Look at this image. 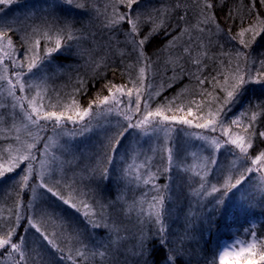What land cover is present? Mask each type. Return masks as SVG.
<instances>
[{"label": "rangeland", "instance_id": "rangeland-1", "mask_svg": "<svg viewBox=\"0 0 264 264\" xmlns=\"http://www.w3.org/2000/svg\"><path fill=\"white\" fill-rule=\"evenodd\" d=\"M172 1L173 0H171V2ZM189 1L194 3V5L189 6ZM229 1L230 0H223V5H227ZM237 1L238 4H242L244 2V0ZM81 2H84V0H81ZM111 2L112 0H87V3L91 5V8H88L86 11L87 16L85 20L83 18L75 20L73 19V16L68 17L66 15V9H62V0H15V2L7 6L3 12H0V25L10 26L9 35L13 39V48L11 50L16 52L14 59L17 64L23 62L25 65L23 71L26 75L24 78L30 83L41 85L40 88H34L32 91L25 90L24 92H21L17 89L15 92L16 97H28L30 99L32 97H37V92H39L40 96L37 97V103L42 104L44 106V110L56 112L63 111L65 112V115H73L74 117L76 112H81L83 109L88 108L90 103L92 105L90 115L85 117L84 121H81L80 124L73 125L70 122L66 123L67 130H72L74 128L79 129L81 125L88 123L91 130L86 132L84 135H76L74 137L59 136L57 138L56 133L52 131L51 123H49L47 130L41 133L42 136H50L53 137V140H59V144L50 149V156L54 155L56 158L50 164V169H55V171H49V173L45 176V180L50 186H54L55 190L59 191L65 198L71 196L73 201L77 203V207L80 208L79 211L69 205H64V203L58 198L56 199L55 197L53 198L51 196H47V194H43V192L46 193L45 190L39 187H36L35 194L28 189H24L21 193L20 189H17L19 186L16 184V181H18L20 176L23 175L20 168L16 169L13 173H7L6 176L0 180L1 199H6V192L11 190L14 203L19 202L20 204L17 210L22 215L34 219V221L41 228V231L46 233L48 236V240H45L41 233L32 229L26 222H21L25 231L22 232L23 234L21 233L19 235L24 237V251L30 257L28 264H53L52 260L54 264H70V262L65 260L64 257L69 255L71 249H69L66 245H63L60 240L70 242L63 233L70 232L73 228L76 229V223L81 225L84 229L86 235L85 242L89 244L101 243L100 236L96 234V232H93L86 224L83 216L84 209L80 207L79 203L80 201H87L91 203L94 199L92 198L91 201L83 197L81 194H90L92 197H96L95 200H101L104 202L113 201L117 196L123 195L124 201H127V204H133L135 202L136 210H134L130 216L120 217V219L123 220L121 227H126L129 230L127 234L131 236V234L137 232L141 227L136 220V211L141 206V201H145L143 203V207L145 209L148 208L147 200H150L151 194H153L152 183L157 185H170V189L167 193L169 196V202H167L166 207L169 211L168 216L175 219H171L175 224L174 227L171 228L173 233L182 232L183 225L181 221L187 224L186 222L189 220L188 218L192 213L193 208L197 206V203L202 204L201 202H206V209L211 207V210L215 212L219 211L216 219L222 218L221 216L219 217V214L225 215V219H222L223 222H218H220V224L224 227L229 226L226 228L227 237L220 241L221 244L216 251L218 263L221 264V257L224 256V253L229 254L224 257L226 264H249L250 261L253 262V264L262 263L264 260L260 259V255L264 252V227L261 229L260 227L261 224H264V196H262L260 192L256 191L260 173L253 174L251 179L243 185L241 191L249 194L246 198L242 199L240 192H237L234 196H232L231 200L227 202L226 208H217L213 196H217L219 194H213V196H207L206 198L199 200L192 195V188L199 186L197 182H194V180L198 181V177H193L192 173H184L183 171L177 170L175 163L171 165V179L169 178V173L163 171V168L168 166L167 153L161 152L165 143L163 132L153 133L148 136H138L137 133L133 131L132 134L125 139L123 147L119 149V152L111 158L112 162L109 163V154L107 153L105 147L107 138L115 133L118 123H124L123 116L118 115L116 109L128 112L134 120L138 119L140 113H137L135 110L137 89H139V105L141 112L145 109L154 111L157 107H159L157 105L153 106L156 92L149 90L146 92V88L144 90L145 92L140 90L141 86L143 89L146 85V69H148L146 68V60H142L139 64H137L134 56L129 57L125 54V57L127 56L128 60L122 62L123 55H121V52L124 51L122 46H125L124 30L121 29V32L113 35L102 26L105 11L111 12ZM140 7L146 10V6L143 3L140 4ZM172 7H175L178 13L177 11L172 10ZM66 8L68 11H71L69 7L66 6ZM225 8L226 7H218V10L215 9V15L218 21L220 20L221 24L226 27L228 32L234 34L237 32L235 29H239L240 21L238 22L237 18L234 19V21L229 19V12H227ZM162 9L163 12L167 13V22L169 20L171 23L175 22V20H177H174L175 17L180 19L178 21L183 20V23L185 24L184 28L181 29V27H179L180 35L174 46H177V49L181 51H185V48H189L191 54H189V52L185 53L190 59L202 57L201 49L198 44H200V42L202 44L203 38L207 34V36H210V34L212 35L211 41H214L219 37L217 43L218 45L219 42L224 44L222 42L228 40L225 36V38L222 37L220 32H218V37L214 38L213 31H208L210 25L207 26L205 32H203L206 35H203L199 31H192L189 34L182 35V32L189 24L194 25L197 23V18L200 13V4L198 3V0H186L185 4H183V0L173 1L172 5H164ZM165 9L168 10L165 11ZM258 11L264 12V8H259ZM54 17H68L75 22L76 29L82 30L83 34L82 36L78 35V39L67 40V43L75 49L73 52L75 56L71 57H74L77 60L75 63H68L69 65L66 67L63 65L54 66V64L51 61L46 60L47 58L45 57V50L52 48L53 42L36 35L35 39H40V46L37 49V52L41 57V61L38 62V68L33 69V73H36V75L28 74L27 61H21V49L23 46L20 43L19 37L25 34V30L28 36H31V34L35 35L32 31L33 28H39L40 31L46 30L50 26V24L46 23V21L51 22ZM181 17H184V19H181ZM245 19H247V17ZM230 21H232V23H229ZM246 21L245 26L247 25ZM215 24H217V21ZM202 27L204 26L202 25ZM113 36L116 38H113ZM230 41L226 44L228 47H225L224 51L234 48L230 46ZM115 43L119 47L116 48ZM125 49V53L130 51L129 48ZM5 50H9L6 47V44ZM159 50L160 52L157 54L158 56L164 57L167 54L165 50ZM220 51L221 50H219V53H221ZM54 53H57V51L52 54ZM3 55L4 52L0 51V56ZM255 55L257 57H264V46L257 47ZM120 58L121 61H119ZM4 62L8 64L9 70L5 73L3 71V66L0 65V75L7 77L4 80H0V104L5 105V107H0V123H3L0 125V147L4 148L6 155L8 144H11L13 149H22L23 143H30L31 139L27 136L26 131L21 124L22 110L19 107L15 110L11 108L13 98L8 95L7 91L9 87L8 79H11L13 83H15L16 80L13 72L20 71V68L14 67L11 61L7 59H5ZM234 64L235 62H233V65ZM127 65H133V67L128 68ZM140 67H145L146 72L143 77H141L139 73ZM255 68H259V65H255ZM71 69L72 71L68 72ZM104 70H107L105 77L102 76L105 73ZM108 74H110L109 77ZM96 75L104 78L99 83L101 86L98 91L93 87L87 88L89 90H96V93L81 108L77 107L73 109L71 108V105L67 104L53 102L48 103L46 97L42 94L44 90L41 89L45 88L47 84H49L50 87L59 88L62 86L61 80H70L72 82H65L67 88L76 86L83 87L85 80L82 79L87 80L85 77H97ZM76 77L79 79L76 81L73 80ZM133 77H135L134 81L131 80ZM51 80L59 82H52ZM80 80L82 81V84H80ZM142 80L144 84L140 85ZM44 81H46V83L43 84ZM113 85L118 87L122 86L124 90L123 93L116 92V88L112 87ZM109 88L112 89L111 92L109 91ZM129 89L132 90V96L130 98L127 96ZM113 93L116 98L121 101V103L116 105V108L113 111H108V108L113 107L111 99L108 104H99V106H97L95 103L97 98H99V100H103L104 96H109L111 98ZM129 99L133 101L130 106V110L129 107L126 106ZM24 103L25 106H27V102L25 101ZM241 105L243 106L241 107ZM244 105L246 106V103H244L243 99L239 100L236 104H232L221 114L220 119L225 121V126L229 128V131L233 135L240 134L247 140L248 134L245 133L244 129L249 128V132H251V128L249 127L250 117L244 115L248 107H245ZM12 111L17 113L16 126L20 127L21 130L19 133L14 130L8 133L9 139L5 141L4 134L12 124V118L9 115ZM241 111L243 115H241ZM256 112L257 119L253 122L254 127L256 130L259 129V131H264V126L257 128L258 123L260 122V116L264 113V109H258ZM167 114L176 115L177 117H185L192 120L193 124L202 122L197 119L193 113H191L193 118L182 115L179 110H175L172 113L169 111ZM233 119H237L241 123L230 124V121ZM1 127H4V129H1ZM168 127L172 129L169 134L171 139L168 142V146L175 147L178 144L182 148H187L188 150L185 164H199V157L202 155H208L211 150L207 149L203 141L195 139V136H184V129H187L189 132L195 134H206L221 137V130L219 128H217L216 132L210 133L208 130L197 129L187 125L174 123H169ZM57 131H59V129ZM16 135L20 136L21 143H17L15 141L14 137ZM225 139L226 137L221 138V148L214 153L219 163L213 166V171L209 173V185L222 182V177L226 174L222 170H224L227 165L236 158L233 154L234 146H224L223 142ZM252 139L254 149H249L250 153H253L254 150H258V148H260L259 146H255L257 144L256 142H259V144L263 143L264 146V139L258 140L255 136H253ZM132 149H135V154H132ZM149 149H154L155 151H149ZM234 151L236 154H239L238 149H234ZM192 152H196L197 156L193 157L191 155ZM13 155H15V152ZM130 155L132 156L131 159L128 158ZM145 157H151V161L149 165L142 166L144 165ZM7 163L8 161L6 159L0 158V164H3L6 167ZM133 164H135L136 167L129 170V166ZM246 165L251 166V161H247ZM23 167L24 165L22 164L21 168ZM240 167L241 163L240 161H237L235 169L233 170V175H236V169H239ZM104 168H108L110 170V189L105 188V180H101L99 178L100 171ZM158 168L161 171L156 176L155 180L151 183L144 184L143 180L148 178L147 172L150 170L155 173ZM94 169L96 172L93 176ZM37 170H39V164H37ZM136 177H141V179L138 180ZM56 181H60L58 186L56 185ZM12 183H14V185ZM39 183V179L30 180V184L39 185ZM189 185H192V188H190ZM208 190L210 191V187ZM144 194H148L147 198ZM208 197L210 198V202ZM29 201H32V206L31 208L26 209L23 205L28 204ZM124 201H121V203L123 204ZM176 203L185 207V210L181 211V209L177 207ZM3 204L4 203H2V206ZM42 204H48L56 209H61L62 213L65 212L64 217H58L53 214L54 221L48 223L47 219H45L42 214ZM127 204L124 205L125 208L127 207ZM46 208L50 209L51 207L49 208L46 206ZM6 213L7 212L5 210L0 209V218L8 220L10 216L8 217ZM9 214L11 215L10 212ZM3 216H5V219ZM11 218L14 219V217ZM175 221L177 223H175ZM52 223H56L55 225L57 227L54 229L50 227ZM63 223L67 224V226H61ZM144 228L148 235L151 236L154 231V227L152 225L150 227L149 225H144ZM106 234L107 233L105 232V235ZM204 237L209 239L208 232L204 234ZM49 241H52L55 246L50 244ZM251 243L256 244V247L251 253L245 251L239 256L236 255L242 247H247V245ZM76 244L79 248L80 245L78 243ZM57 247L62 251H57ZM40 250L42 253L37 255ZM102 250L103 249H101V251ZM75 252L76 249L71 250V254L75 255ZM18 259V253H14L12 255L5 253L4 255H0V264H15V261ZM121 259L124 260L119 262V264H125L126 258L123 257ZM95 261L97 262L95 263ZM98 261L101 263H98ZM127 262L132 264L129 257H127ZM91 264H103V258L97 255L94 260L91 261Z\"/></svg>", "mask_w": 264, "mask_h": 264}, {"label": "snow or ice", "instance_id": "snow-or-ice-1", "mask_svg": "<svg viewBox=\"0 0 264 264\" xmlns=\"http://www.w3.org/2000/svg\"><path fill=\"white\" fill-rule=\"evenodd\" d=\"M15 0H0V5L4 7L0 8V12H3L5 8ZM63 4L69 8L85 9L87 7V0L81 2V0H62ZM142 0H112L111 2V12L105 11L104 20L102 21V26L110 34H116L124 30V44L125 48H129L130 51L127 53L121 52V55L127 54L129 57L134 56L136 63L139 64L141 60H147L149 66L152 61L147 55L146 49L151 44L152 40L161 31H166L170 25L167 24V13L161 10H140V4ZM200 4V13L197 18L196 24H189L188 27L184 29L182 35L189 34L192 31H199L201 33L205 32L207 26L216 23L215 9L218 6V0H198ZM220 4H223V0H219ZM246 12L241 15L240 8L235 10H230L228 18L232 19L233 16L237 17L240 21L239 31L229 33V39L237 41L240 47H235L227 52H221V56L227 57V65L225 70L224 60H220V66L216 70L217 76H222V82L217 79V76L211 78L212 82L218 86L221 91L225 94L223 98V103L216 109L215 112L210 111L208 113V118H201L202 122H197L193 124V121L185 117H177L176 115H168L167 113L171 111L167 106L157 107L154 111L145 109L143 112L140 110L139 105V89H137V99L135 101V110L140 113L138 119L134 120L131 115L126 111L117 110L118 115L123 116L124 123H118L115 133L107 138V143L105 145L106 151L109 154V163L112 162V157L115 156L121 147H123L125 139L132 134L133 131L137 133L138 136L144 135L148 136L153 133L163 132L165 143L161 149V152L167 153V164L163 168V171L169 173V178L171 179L170 173L172 171L171 165L175 163V167L179 171L184 173H192L193 177H198V187L192 188V195L199 199L206 198L207 196H213V194H219L213 196L217 208H226L227 202L231 200L237 192H240L241 198H246L249 194L241 191L243 185L251 179L252 175L255 173H260V177L257 183L256 191L260 192L264 196V147L254 150L253 153L249 152V149H254L253 136L256 139H264V131H257L254 127L253 122L257 119V112L252 111L251 108L247 111H251V116L249 118V128H245L244 131L247 133V140L244 136L240 134L233 135L229 128L225 126V121L220 119L221 114L226 111L232 104L237 103L241 96L243 95L247 85L256 83L264 84V57H257L255 55L256 45L260 41L264 40V12H259V8H264V0H250V3L246 6ZM245 17H247V25L245 26ZM184 19V17H181ZM50 26L43 31L39 28H33L34 34L41 36L43 39L52 41L53 47L45 50V57L51 56L53 52L58 51L61 48V43L64 40H75L78 39V33L82 36V30L75 28V22L68 18L54 17L51 22L46 21ZM202 25L204 27H202ZM10 26L0 25V51L4 52L3 56H0V65L3 66V71L8 72L9 66L4 61L5 59L11 61L14 67H19L20 71H14L16 82L13 83L11 79H8V95L13 98V103L11 108L15 110L19 107L22 110L21 124L26 131L27 136L31 139L30 143H23V148H12L11 144L7 145L6 155L3 147H0V158H4L8 161L7 166L0 164V180H2L7 173H13L16 169L20 168L23 175L20 176L16 184L20 188L22 193L24 189L35 194L36 187H39L46 191L47 194H51L52 197L60 199L64 204L76 209L77 203L73 201V198L69 196L65 198L59 191L55 190L54 186H50L45 180V176L49 171H55V169H50V164L56 159L54 155L50 156V149L53 146L59 144V140H53V137L42 136L41 133L45 132L51 123L52 131L56 133L57 138L59 136L74 137L76 135H84L86 132L90 131L88 123H85L79 127V129H66V123L70 122L73 125L80 124L84 121L85 117L90 115L92 105L89 104L88 108L83 109L81 112H76L75 117L73 115H65V112L47 111L44 110V106L37 103V97L40 93L37 92V97H16L15 92L18 89L21 92L25 90L32 91L34 88H40V84L30 83L25 79L24 63L21 62L17 64L14 57L16 52L11 50L13 48V39L9 35ZM217 30H219V25L217 24ZM211 32V29H208ZM20 43L23 46L21 49V61H27V73L36 75L33 73V69L38 68V62L41 61L37 49L40 46V39H35L32 41L25 34L19 37ZM111 42V41H110ZM5 44L7 49L5 50ZM170 44L174 46L175 38L170 41ZM189 48H185V52H189ZM201 55L206 56L207 52L201 53ZM209 59H215L209 57ZM233 60L235 64L233 65ZM193 62L198 66L197 72H202L204 65L199 58H194ZM174 66L178 64L177 61H173ZM259 65V68H255V65ZM128 68L133 67V65H127ZM184 69L181 68V74H183ZM140 76L143 77L145 73V67L139 68ZM195 76V78L202 85L205 83V78H201L200 75L196 73H189ZM7 77L0 75V80H4ZM107 87V86H106ZM116 92L123 93L122 86H115ZM111 92L112 89L109 88ZM211 95V93H209ZM127 96L130 98L132 96V90L129 89ZM42 99V97H41ZM112 101L113 107L108 108L111 112L116 108V105L121 103L113 93L112 97L104 96L103 100H99L95 103L97 106L99 104H108ZM27 102L25 106L24 102ZM75 103V101H73ZM133 103L129 99V107ZM0 107H5V105L0 104ZM264 109V103L259 106ZM179 110V109H178ZM247 111L244 115H247ZM188 115H191V109H189ZM12 118V124L8 128L7 132L4 134V140L9 139L8 133L15 131L20 132V127L16 126L17 113L12 111L9 114ZM43 122V123H42ZM90 123V122H89ZM169 123L187 125L189 127H194L197 129L208 130V132H216L217 128L221 130V137L210 136L206 134H195L189 132L187 129L183 130V135L186 137L195 136V139L203 141L207 149H210L208 155H202L199 157V164H185L186 156L188 154L187 148H182L180 145L175 147L168 146L170 141L171 128L168 127ZM241 123L237 119L230 121V124ZM59 129V131H57ZM226 137L224 140V146H234V149L239 150V154H236L233 149V154L236 156L227 167L222 170L226 174L222 177V182L218 184L209 185L208 176L211 171H213V166L219 163L218 159L214 155L216 151L221 148V138ZM17 143H21L19 135L14 137ZM247 145V146H246ZM149 151H155L154 149H149ZM15 152V155L13 153ZM132 154H135V149L131 150ZM193 157L197 156L196 152H192ZM129 159L132 158L130 155ZM163 159V156H162ZM151 157H145L144 165L150 164ZM240 161L241 167L236 169V175H233V170ZM251 161V166H247L246 162ZM24 165L21 168V165ZM37 164H39V170H37ZM136 165H130L129 170L135 168ZM158 168L155 173L150 170L147 172V179L143 180L144 184L151 183L155 180L156 176L160 173ZM96 170H93V176ZM110 170L104 168L100 171L99 178L101 180H110ZM31 179H39V185L30 184ZM136 179H141V177H136ZM60 181H56L58 186ZM210 187V191L208 190ZM153 194H151L150 200H147L148 208L143 207L145 201L140 202V207L136 211V220L141 227L139 230L131 236H129L128 229L126 227L122 228L123 220L120 219L121 216H130V214L136 210V203L127 204L124 201L123 195H119L113 201L104 202L101 200H93L91 203L87 201H80V207L84 209V219L88 227L92 229L93 232L97 230H103L107 233V240L102 241L99 244H89L83 239V233L79 229H71L67 232L66 238L71 242L73 240L78 241L80 247L76 249L75 255L71 254L64 257L65 260L69 261L70 264H91L95 256L99 255L103 258V264H119L118 257L125 256V264H127V257H132L136 260V264H140L142 258L146 255H152L159 246V250L167 249L164 256V264H178L179 253L183 251V245L193 239L190 235L191 229L185 227L183 232L173 233L169 225L166 223V218L169 215L168 208L166 204L169 200L167 195L170 185H157L152 183ZM147 198L148 194H144ZM121 201H124L122 204ZM127 204L125 208L124 205ZM20 206L19 202H15L14 206L9 209L11 216L8 220H3L0 218V255L8 253L12 255L14 253L19 254V259L15 261V264H28L29 256L24 251V237L19 235L22 230V221L26 222L32 229L41 233L45 240H48L46 233L41 231V228L32 218H28L22 215L17 208ZM32 201L28 204L23 205V207L31 208ZM11 217H14L12 219ZM115 217V218H114ZM187 219V217H186ZM144 225H152L154 231L152 235L149 236L145 231ZM124 233V234H122ZM50 244L54 243L49 241ZM129 244L131 246L129 247ZM256 247L255 243L248 244L247 247H242L240 251L236 254L239 256L241 253L247 251L249 253ZM101 249H103L101 251ZM57 251H62L57 247ZM39 255V254H37ZM228 253H224L221 257V264H226L224 257L228 256ZM79 258V259H77ZM42 259V258H41ZM260 259L264 260V252L261 253ZM143 264H147V260H143ZM253 264V262H249Z\"/></svg>", "mask_w": 264, "mask_h": 264}, {"label": "trees", "instance_id": "trees-1", "mask_svg": "<svg viewBox=\"0 0 264 264\" xmlns=\"http://www.w3.org/2000/svg\"><path fill=\"white\" fill-rule=\"evenodd\" d=\"M21 1V0H16ZM179 1V0H173ZM173 1L171 0H142V3L146 6V10L153 11V10H161L163 12V6L164 5H172ZM186 0H183V4H185ZM237 0H230L227 5L219 4L216 8L218 10L219 8L226 7L225 10L229 12L230 10H235L236 8H240L241 15H244L246 12V5L250 3V0H244V2L237 3ZM241 4V5H240ZM194 3H191L189 1V6H193ZM223 5V7H222ZM240 5V6H239ZM62 9H66V15L68 17H72L75 20L79 19H86L87 13L86 11L88 8H91V5L87 3V7L85 9H77V8H69L71 11H68L66 6L62 4ZM3 5H0V8H2ZM195 9V8H194ZM85 10V13H84ZM140 10H144L142 7H140ZM168 9H165L167 11ZM172 10L177 11L175 7H172ZM222 11V9H221ZM199 12V11H197ZM224 13V11H222ZM170 13V12H169ZM178 13V11H177ZM180 13V12H179ZM171 14V13H170ZM187 15V14H185ZM176 16V15H175ZM174 18V17H172ZM237 17L233 16L231 19L234 21ZM246 18V17H245ZM177 19V20H175ZM175 22L171 23L169 20L167 22L170 27L167 28L166 31H161L155 39L152 40L151 44L147 47L146 53L151 58L152 65L149 66V62L146 60V71H150L152 66L156 71H158L159 74H156L155 76H149L147 77V80L150 82H154V87H148L146 89V92L154 91L156 92L154 96V102L153 106H167L171 109V113L175 110H178L182 113V115L190 116L188 115L189 109H191V113H193L196 116L197 111L202 112V110H205L204 105H209L211 107V111L215 112L216 109L220 106V104L223 103L224 93L219 89L218 86L214 85L212 86V80L211 78L213 76H217V69L220 66V60H224L225 62V68L227 65V57L221 56L220 52L224 51L225 47H228L226 44L231 40L229 39V33L225 26L221 24V21L217 19V24L219 25V30H217V24H212L209 26V28L213 31V37H218V32H220V35L222 37H226L228 40L225 42H222L224 44H221L218 40L219 37L216 38L214 41H211V34L210 36H207L205 33H202L203 35H206L203 38V42L201 44H198L199 48L201 49V53L207 52V55L200 57L202 64L204 65L202 72H197V65L193 62L194 59H190L187 57L185 51H181L177 49V46H173L170 44V41H173L175 38V42L177 38L180 35L179 27L184 28V23L182 21H178L177 17L174 18ZM173 20V21H174ZM238 22L239 19L237 18ZM247 19H245L246 21ZM178 21V22H177ZM230 21L229 23H232ZM247 22V21H246ZM76 26V24H75ZM178 27V28H177ZM235 30H239L236 28ZM79 35V33H78ZM224 37V38H225ZM113 38H116L113 36ZM115 40V39H114ZM118 40V39H117ZM224 40V39H223ZM68 41L64 40L61 44V48L57 51V53L51 54V56L46 57V60L51 61L54 66L56 65H63L64 67L68 66V63H75L76 58L71 57L75 56L73 53L75 49H73L68 43ZM117 42V41H116ZM205 42V43H204ZM234 40L230 41V46L232 47H240L238 43ZM116 48L119 47L116 45ZM202 46V47H200ZM263 47L264 46V40L260 41L257 47ZM124 48L125 52V46H122ZM165 50L167 54L164 57H160L157 54L160 52V50ZM216 51V52H215ZM229 51L228 49L224 52ZM215 53V54H214ZM189 54L190 51H189ZM209 57L215 58V59H209ZM128 60V57L123 55L122 62ZM178 64L174 66L173 61H177ZM121 61V58L119 59ZM142 61V60H141ZM235 62V60H233ZM181 68L184 69L183 74H181ZM69 70L68 72H71ZM107 70H104V74L102 76H106ZM189 73H196L197 75H200L201 78L207 77L205 79L204 84H200L199 81L195 78V76L190 75ZM97 77H85L86 79L83 83V87L76 86V89L74 90L75 94H73V100H75V106L74 109L77 107H83L96 93V90L100 88V81L104 79L103 77L96 75ZM110 74H108V77ZM222 77V76H220ZM79 79V78H78ZM219 79V77H218ZM70 81V80H67ZM76 81V80H75ZM222 82V78H221ZM80 84H82V81L80 80ZM88 87H93L96 90L93 89H87ZM89 90V91H88ZM211 93V95H209ZM149 94V93H147ZM241 99L244 100V103H246V106L248 107L247 110L251 108L252 111L261 110L259 107L260 104L264 103V84H256L252 83L246 86L245 91L243 95L241 96ZM240 99V100H241ZM236 104V103H235ZM243 105H241L242 107ZM245 106V105H244ZM245 106V107H246ZM240 110V108H239ZM209 113V112H208ZM208 113L203 118L208 117ZM241 115H243L242 111L240 112ZM204 114V113H203ZM247 116H251V111H247ZM197 118V117H196ZM198 119V118H197ZM202 121V119H199ZM3 123H0V125ZM261 126H264V113L260 116V122L258 123L257 128H261ZM1 129H4V127H1ZM259 131V129H257ZM261 131V130H260ZM256 138V137H255ZM262 140V139H261ZM257 144L255 146H259L260 148L264 147L263 143L256 142ZM259 149V148H258ZM105 188L110 189L111 188V179L105 180ZM20 189V188H19ZM18 189V190H19ZM208 200L210 202V198L208 197ZM169 202V201H168ZM202 204H198L195 206L192 210V213L189 216V222L187 221L185 223H182L183 230L185 227H189L191 229L190 235L193 237L190 241L186 242L183 246V251L179 253V260L178 264H219L217 261L216 251L217 248L220 246V241L227 237V230L226 228L229 226H222L220 224L223 222L222 219H225L224 214H219V217L222 218L216 219V216L218 215L219 211L215 212L211 210V207H208L209 209H206L207 203L201 202ZM177 207L181 209V211L185 210V207L179 205L176 203ZM189 210V209H188ZM207 210V211H205ZM207 212V213H206ZM187 214V213H186ZM173 218H170L167 216L166 223L169 225L170 228L174 227ZM218 222V223H217ZM175 223H177L175 221ZM217 223V224H216ZM216 224V225H214ZM151 225H149L150 227ZM264 227V224H261V228ZM25 228L22 227V230L19 232L21 234ZM208 232V238L206 239L204 237V234ZM23 234V233H22ZM96 234L100 236V240L105 241L107 240V234L105 235V232L103 230H97ZM131 244H129V247ZM157 251H155L152 255H146L144 258H142L140 264H143V260H147V264H164V256L167 252V249L159 250V246H156ZM125 256L118 257L119 262L123 261L124 259H121ZM126 258V257H125ZM130 262L132 264H136V260L132 257H130ZM97 261H95L96 263ZM98 263H101L98 261ZM130 264L129 262H127ZM260 264H264V261Z\"/></svg>", "mask_w": 264, "mask_h": 264}, {"label": "bare ground", "instance_id": "bare-ground-1", "mask_svg": "<svg viewBox=\"0 0 264 264\" xmlns=\"http://www.w3.org/2000/svg\"><path fill=\"white\" fill-rule=\"evenodd\" d=\"M30 37V39L31 40H34L35 38H36V34L35 35H33V34H31V36H29ZM152 65V64H151ZM151 65H150V67H151ZM225 70H226V68H225ZM133 72V71H132ZM146 72V71H145ZM133 74H134V72H133ZM152 77V76H155L156 74H159L158 73V71H156L155 69H154V67L152 66V68L150 69V71H147V74H146V80H145V82H146V85L143 87V89H142V86L140 87L141 89V91H144L145 90V88L147 89L148 87H151V88H153L154 87V82H150V81H148L147 80V77L149 76V75ZM218 77H219V79L221 80V78L222 77H220V76H217V79H218ZM134 79H135V77H133V79H131L132 81H134ZM73 80H78V78L76 77L75 79H73ZM52 81V80H51ZM52 82H59V81H56V80H54V81H52ZM65 82H72V81H63V80H61V87H59V88H55V87H50L49 86V84H47L46 85V87L45 88H43V89H41V90H44L43 91V95L46 97V100H47V102L48 103H59V104H67V105H71V108H73L74 109V106H75V103H73V101H75V100H73V94H75V92H74V90L76 89V87H70V88H67V86L65 85ZM44 83H46V81H44L43 82V84ZM142 84H144L143 83V80L141 81V84L140 85H142ZM214 85H215V83H212V86L214 87ZM34 92V91H33ZM145 92V91H144ZM204 107H205V110H202V112H199V111H197V113H196V117L198 118V119H201L202 117H204V116H206V114L208 113V112H210L211 111V107L209 106V105H204ZM204 113V114H203ZM13 185H14V183H12ZM17 189H19V188H17ZM46 192V191H45ZM75 192H79V191H75ZM43 194H47V193H44L43 192ZM5 195H7L6 196V199H1V197H0V205H1V210H5L7 213V215H8V217L9 216H11L10 214H9V209L10 208H12L13 207V203H14V201H13V196H12V192H11V190H9V191H7L6 192V194ZM81 195H83V197H85V198H87V199H89V200H91L92 201V198L93 199H96V197H92L90 194L89 195H86V194H81ZM47 196H51V194H47ZM52 197V196H51ZM54 198V197H53ZM57 199V198H56ZM2 203H4L3 204V206H5V207H3L2 206ZM65 205V204H64ZM46 206H48L50 209H48V208H46ZM41 207H42V214H43V217L45 218V219H47V221H48V223L49 222H51V221H54V219H53V214L54 215H56V216H58V217H64V213H62V210L61 209H56V208H54V207H52V206H50V205H48V204H46V205H44V204H42L41 205ZM62 207V206H61ZM56 213V214H55ZM66 215V214H65ZM3 218L5 219V216H3ZM47 223V224H48ZM56 223H52L51 225H50V227H52L53 229L54 228H56L57 226L55 225ZM67 226V224H65V223H63V224H61V226ZM76 229H79L80 230V232H82L83 233V239L86 241V235H85V232H84V229H83V227L81 226V225H79V224H77L76 223ZM64 235H66L67 233H63ZM60 242L63 244V245H66L69 249H71V250H75V249H77L78 248V246H77V244L76 243H78L79 244V242L78 241H75V240H73L72 242H66V241H61L60 240ZM80 245V244H79ZM42 250V249H41ZM40 250V252H38L39 253V255L42 253V251ZM52 260V259H51ZM52 263L54 264V262H53V260H52Z\"/></svg>", "mask_w": 264, "mask_h": 264}]
</instances>
